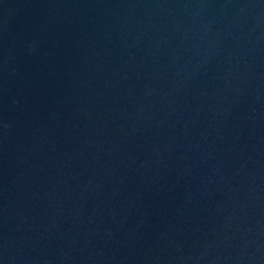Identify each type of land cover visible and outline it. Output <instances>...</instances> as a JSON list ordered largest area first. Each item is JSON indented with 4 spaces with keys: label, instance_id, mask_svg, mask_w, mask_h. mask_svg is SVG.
Segmentation results:
<instances>
[{
    "label": "water",
    "instance_id": "95a60500",
    "mask_svg": "<svg viewBox=\"0 0 264 264\" xmlns=\"http://www.w3.org/2000/svg\"><path fill=\"white\" fill-rule=\"evenodd\" d=\"M0 264H264V0H0Z\"/></svg>",
    "mask_w": 264,
    "mask_h": 264
}]
</instances>
